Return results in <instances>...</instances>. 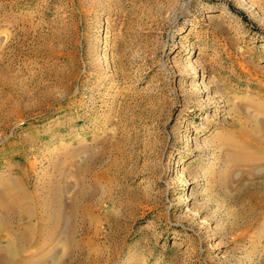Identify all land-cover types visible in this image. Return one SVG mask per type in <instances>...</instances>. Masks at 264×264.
<instances>
[{"label":"rangeland","instance_id":"rangeland-1","mask_svg":"<svg viewBox=\"0 0 264 264\" xmlns=\"http://www.w3.org/2000/svg\"><path fill=\"white\" fill-rule=\"evenodd\" d=\"M0 264H264V0H0Z\"/></svg>","mask_w":264,"mask_h":264},{"label":"bare ground","instance_id":"bare-ground-1","mask_svg":"<svg viewBox=\"0 0 264 264\" xmlns=\"http://www.w3.org/2000/svg\"><path fill=\"white\" fill-rule=\"evenodd\" d=\"M52 232V231H51ZM45 262V261H44Z\"/></svg>","mask_w":264,"mask_h":264}]
</instances>
